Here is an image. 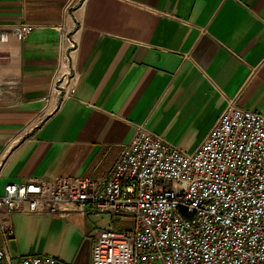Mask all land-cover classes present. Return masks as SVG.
Instances as JSON below:
<instances>
[{"label": "crops", "instance_id": "obj_1", "mask_svg": "<svg viewBox=\"0 0 264 264\" xmlns=\"http://www.w3.org/2000/svg\"><path fill=\"white\" fill-rule=\"evenodd\" d=\"M0 194L30 178L108 176L138 125L192 153L228 100L264 115V0H0ZM60 30L76 32L78 83L50 99ZM3 155V156H2ZM13 256L92 264L107 214L3 212ZM152 264H161L153 262Z\"/></svg>", "mask_w": 264, "mask_h": 264}, {"label": "built area", "instance_id": "obj_2", "mask_svg": "<svg viewBox=\"0 0 264 264\" xmlns=\"http://www.w3.org/2000/svg\"><path fill=\"white\" fill-rule=\"evenodd\" d=\"M31 30L27 24L0 25V61L3 44ZM75 34L60 30L49 100L61 102L75 92ZM3 84L0 70V99ZM6 156H0V170ZM3 212L107 214L128 223L94 230L92 264H264V115L230 99L192 153L138 125L106 177L6 183L0 264H61L45 254L11 255L14 229Z\"/></svg>", "mask_w": 264, "mask_h": 264}, {"label": "rangeland", "instance_id": "obj_3", "mask_svg": "<svg viewBox=\"0 0 264 264\" xmlns=\"http://www.w3.org/2000/svg\"><path fill=\"white\" fill-rule=\"evenodd\" d=\"M128 224H126V225H124V226H127ZM123 227V224H119V223H115V225L114 226H110V227H102V226H100V225H98V227H97V229L99 230V229H106V228H114V229H120V228H122Z\"/></svg>", "mask_w": 264, "mask_h": 264}]
</instances>
